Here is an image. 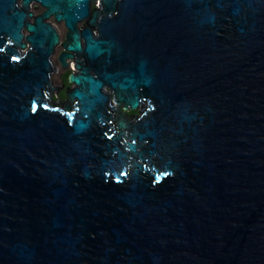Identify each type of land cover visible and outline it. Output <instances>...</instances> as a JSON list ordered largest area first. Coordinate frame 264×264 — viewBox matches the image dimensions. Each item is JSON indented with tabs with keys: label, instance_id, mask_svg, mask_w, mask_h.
Masks as SVG:
<instances>
[{
	"label": "water",
	"instance_id": "95a60500",
	"mask_svg": "<svg viewBox=\"0 0 264 264\" xmlns=\"http://www.w3.org/2000/svg\"><path fill=\"white\" fill-rule=\"evenodd\" d=\"M0 264H264V0H0Z\"/></svg>",
	"mask_w": 264,
	"mask_h": 264
},
{
	"label": "flooded vegetation",
	"instance_id": "af4514ba",
	"mask_svg": "<svg viewBox=\"0 0 264 264\" xmlns=\"http://www.w3.org/2000/svg\"><path fill=\"white\" fill-rule=\"evenodd\" d=\"M98 7V5H94L90 11V15L83 19L81 22L78 23V27L80 29H83L85 27H90L94 33V35H99V26L98 21L91 24V18L93 10ZM43 10V7L40 5H34L33 6V12L38 13L39 11ZM52 23H54L60 33L61 36V43L59 47L57 48L56 52L52 56V63H53V71L51 73V95L53 98L57 101H66L68 98L67 92L69 88L72 86L70 83L69 77L71 73L76 71L77 69L75 66L71 65V63H75L77 58V55L74 58H68V66L63 67L62 63L60 61V55L62 52L65 51L64 43L68 40V29L66 28L64 22H58L56 21L55 17H52L50 19ZM121 109L125 112V117L128 119H133L138 115L137 110H125L122 106ZM119 115V112H115V116Z\"/></svg>",
	"mask_w": 264,
	"mask_h": 264
},
{
	"label": "bare ground",
	"instance_id": "6f19581e",
	"mask_svg": "<svg viewBox=\"0 0 264 264\" xmlns=\"http://www.w3.org/2000/svg\"><path fill=\"white\" fill-rule=\"evenodd\" d=\"M71 65L73 66L74 64L73 63H71ZM75 66V65H74Z\"/></svg>",
	"mask_w": 264,
	"mask_h": 264
}]
</instances>
